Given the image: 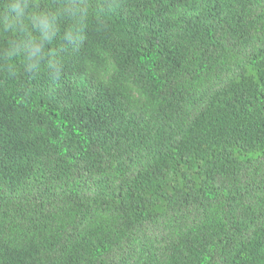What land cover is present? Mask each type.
<instances>
[{"label": "trees", "instance_id": "trees-1", "mask_svg": "<svg viewBox=\"0 0 264 264\" xmlns=\"http://www.w3.org/2000/svg\"><path fill=\"white\" fill-rule=\"evenodd\" d=\"M0 264H264V0H0Z\"/></svg>", "mask_w": 264, "mask_h": 264}]
</instances>
